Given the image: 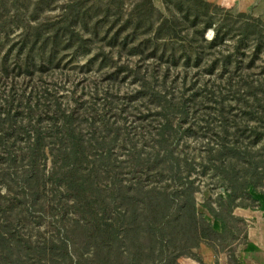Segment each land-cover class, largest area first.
<instances>
[{
  "label": "rangeland",
  "instance_id": "rangeland-1",
  "mask_svg": "<svg viewBox=\"0 0 264 264\" xmlns=\"http://www.w3.org/2000/svg\"><path fill=\"white\" fill-rule=\"evenodd\" d=\"M206 1L220 28L213 47L201 39L203 22L195 27L185 17L189 7L204 20L208 10L199 0H0L3 231L2 223L11 220L24 245L41 248L63 237L74 264L128 263L84 248L78 208L83 185L76 200L74 185L61 181L70 168L58 150L65 147L76 150L75 174L84 182L98 183L104 192L157 184L175 197L193 196L213 225L206 239L193 240H199L196 247L189 241L170 255L158 245L144 248L139 264H179L181 257L205 264L203 243L216 255L213 264L263 260L264 0ZM75 5L88 10L87 23L76 25L88 50L61 46L50 59L27 54L35 26L49 32ZM173 16L178 33L157 34L161 19ZM214 34V26L205 31L207 40ZM7 113L16 115L4 123ZM37 132L45 136V153L35 158ZM31 165L30 187L21 171ZM187 180L192 183L180 192ZM23 244L15 252H26L29 264H46Z\"/></svg>",
  "mask_w": 264,
  "mask_h": 264
},
{
  "label": "trees",
  "instance_id": "trees-1",
  "mask_svg": "<svg viewBox=\"0 0 264 264\" xmlns=\"http://www.w3.org/2000/svg\"><path fill=\"white\" fill-rule=\"evenodd\" d=\"M199 1L204 4L206 11L208 10L204 20H201L199 12L192 11L189 7L185 8V17L191 20L195 27L199 22H203L199 28L201 39L208 43L209 47H213L217 44L220 28L214 20L215 14L211 11V2ZM76 6L73 7L70 16H67L63 23L52 22L49 32H44L42 26L36 25L31 44L25 46L26 53L32 57L40 58L47 55L50 59L53 58L57 49H61V46L65 50L76 47L86 52L88 50L86 48L88 38L76 25L78 20L83 21L84 24L87 23L86 14L88 10L82 9L80 6L76 8ZM108 6L109 4L103 11L104 15L108 14ZM190 15H193L192 18ZM178 23L175 16H173V20L166 17L161 19L155 29L157 34L162 36H166V34L176 35ZM211 26H214L215 34L213 38L207 40L205 31ZM93 29L95 28L93 27ZM116 37L117 33L112 36V39ZM219 38L223 39V37ZM8 114L3 116L6 118H1L4 123L16 115ZM44 138L45 136L37 132L35 141L31 144V150H33L31 157L36 158L39 154L45 153L43 149ZM58 150L61 151L66 165L70 167L68 168L69 176L61 178V181L66 185L69 183L74 185L73 193L76 200L79 199V185H83L84 196L78 208L83 223L82 242L89 254L103 257L120 255L125 257L127 264H139L144 257L141 255L144 248L153 249L158 245L168 251L167 254L170 255L173 250L182 249L188 245L189 241H193L199 236L206 239L208 237L207 232L213 228L205 215L199 213L193 196L191 199L184 200L180 198V195L175 197L171 193L172 191L157 184L139 187L132 185L111 186L107 192H104L105 187L93 183L91 180L84 182V179H79L75 174H78L76 150L68 151L65 147L58 148ZM32 165L29 167L30 169L25 167L21 171L23 181L29 186L34 180V174L31 173L34 169ZM66 165H62V167H67ZM91 173H93L92 170L88 175ZM62 174L65 175L66 172H62ZM177 175L173 174L172 176L175 179ZM87 177L85 176V180L88 181ZM37 183L40 186L43 184L38 176ZM190 183H192L190 180L182 182L181 187L178 188L179 191L184 192ZM26 190L29 189L26 188ZM30 192L37 195L33 189ZM11 222L8 220L2 223V226L7 223L4 226V231L0 224V264H29L26 252L23 253V250L15 252L17 244L23 249L22 242L24 239L19 238L14 233V226L10 227ZM192 243V247H196L199 240ZM24 246L32 247L29 244ZM32 249L40 255L38 256L39 260L45 259L46 264H74L68 243L63 237L51 238L47 244L42 245V248L41 246H34Z\"/></svg>",
  "mask_w": 264,
  "mask_h": 264
},
{
  "label": "crops",
  "instance_id": "crops-1",
  "mask_svg": "<svg viewBox=\"0 0 264 264\" xmlns=\"http://www.w3.org/2000/svg\"><path fill=\"white\" fill-rule=\"evenodd\" d=\"M263 0H260L259 4L262 3ZM248 5L240 6L239 12L241 14H244L247 10ZM244 7V8H243ZM199 255L201 256V260L204 261L205 264H213L216 261V255L213 253V251L206 245V244H201L199 247ZM263 260L258 261L254 264H264V255L262 256ZM179 264H201V261L197 258H180L179 259ZM221 264V263H220Z\"/></svg>",
  "mask_w": 264,
  "mask_h": 264
},
{
  "label": "built area",
  "instance_id": "built-area-1",
  "mask_svg": "<svg viewBox=\"0 0 264 264\" xmlns=\"http://www.w3.org/2000/svg\"><path fill=\"white\" fill-rule=\"evenodd\" d=\"M226 5L230 4V1L229 0H226L225 1Z\"/></svg>",
  "mask_w": 264,
  "mask_h": 264
}]
</instances>
